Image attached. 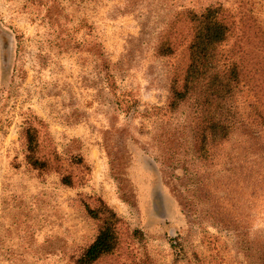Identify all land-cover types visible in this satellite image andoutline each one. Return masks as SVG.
Returning a JSON list of instances; mask_svg holds the SVG:
<instances>
[{
  "label": "rangeland",
  "instance_id": "rangeland-1",
  "mask_svg": "<svg viewBox=\"0 0 264 264\" xmlns=\"http://www.w3.org/2000/svg\"><path fill=\"white\" fill-rule=\"evenodd\" d=\"M209 6L229 25L252 120L264 0H0V264H77L107 210L119 242L94 264H264V127L206 158L193 101L168 108L189 13Z\"/></svg>",
  "mask_w": 264,
  "mask_h": 264
},
{
  "label": "trees",
  "instance_id": "trees-1",
  "mask_svg": "<svg viewBox=\"0 0 264 264\" xmlns=\"http://www.w3.org/2000/svg\"><path fill=\"white\" fill-rule=\"evenodd\" d=\"M189 20L193 24V34L186 47L188 64L181 85L177 86L176 79L172 81L168 108L171 111L176 110L181 103L193 101L199 115L196 126L201 144L199 149L207 158L211 156L208 154L216 144L228 143L236 131L253 127V133L259 132L264 127V114L255 104L251 120L249 113H244L243 117L238 109V97L247 87V82L241 71L240 60L234 58L236 50H227L224 47L230 28L221 14L220 7L209 6L199 14L190 12ZM158 51L161 55H169L172 53V47L164 42L160 44ZM25 138L29 153L28 163L35 169L43 170L45 162L35 157L38 144L33 131L26 130ZM251 140L252 145L256 147L252 138ZM259 177L264 179V173H258ZM63 181L69 183L67 178ZM107 212L102 213L104 218L98 234L83 250L76 261L77 264H94L117 248V217L112 211ZM99 213V209H88L92 218L99 216Z\"/></svg>",
  "mask_w": 264,
  "mask_h": 264
}]
</instances>
